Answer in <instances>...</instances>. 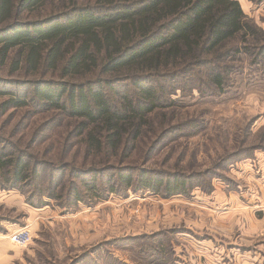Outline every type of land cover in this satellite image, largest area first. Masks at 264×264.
I'll return each mask as SVG.
<instances>
[{"label":"rangeland","instance_id":"374dc122","mask_svg":"<svg viewBox=\"0 0 264 264\" xmlns=\"http://www.w3.org/2000/svg\"><path fill=\"white\" fill-rule=\"evenodd\" d=\"M238 1L264 29V2ZM227 46L223 90L167 94L121 151L37 99L34 83L63 81L58 71L31 73L20 51L0 58V264H264V65L245 59L232 75ZM102 78L114 102L138 95L130 77ZM125 171L186 187L138 190L119 182ZM91 186L99 197L85 198ZM22 230L26 246L11 240Z\"/></svg>","mask_w":264,"mask_h":264},{"label":"trees","instance_id":"16d2710c","mask_svg":"<svg viewBox=\"0 0 264 264\" xmlns=\"http://www.w3.org/2000/svg\"><path fill=\"white\" fill-rule=\"evenodd\" d=\"M55 3L0 0V58L5 61L20 51L31 73L41 68L58 71L63 81L34 83L37 99L51 109H64L79 121L81 132H97L98 137L89 136L90 143L102 141L109 150L121 151L134 141L146 118L165 106L167 94L178 89L187 94L193 87L203 92L205 84L223 90L229 69L221 62L229 43L232 75L244 74L245 59L264 65V29L247 19L238 0ZM104 75L132 78L125 81L138 95L132 91L122 93L119 103L110 100L106 88L115 82ZM21 172L18 169L17 176ZM134 176L125 171L119 182L169 196L183 193L187 181L184 176L168 181L146 172ZM97 191V186L89 187L85 198L99 197Z\"/></svg>","mask_w":264,"mask_h":264},{"label":"built area","instance_id":"2783aa9c","mask_svg":"<svg viewBox=\"0 0 264 264\" xmlns=\"http://www.w3.org/2000/svg\"><path fill=\"white\" fill-rule=\"evenodd\" d=\"M30 239V233L25 230L17 232L11 236L12 242L18 246H26Z\"/></svg>","mask_w":264,"mask_h":264}]
</instances>
